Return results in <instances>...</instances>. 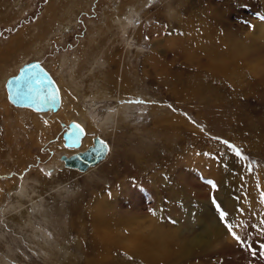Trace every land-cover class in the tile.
I'll return each mask as SVG.
<instances>
[{
  "label": "rangeland",
  "instance_id": "obj_1",
  "mask_svg": "<svg viewBox=\"0 0 264 264\" xmlns=\"http://www.w3.org/2000/svg\"><path fill=\"white\" fill-rule=\"evenodd\" d=\"M258 23L264 0H0V73L39 60L64 100L55 112L16 106L3 82L0 104L30 131L17 129L9 166L0 155V264H264V66L252 68L264 46L239 48ZM70 120L90 126V143L63 144ZM95 137L100 159L64 164ZM118 149L140 175L120 174ZM100 193L107 227L92 221ZM165 223L166 253L129 247Z\"/></svg>",
  "mask_w": 264,
  "mask_h": 264
},
{
  "label": "bare ground",
  "instance_id": "obj_2",
  "mask_svg": "<svg viewBox=\"0 0 264 264\" xmlns=\"http://www.w3.org/2000/svg\"><path fill=\"white\" fill-rule=\"evenodd\" d=\"M251 34H252V37L249 35V37H251V40H247V42H244V41H242L241 43H240V45H239V48H241V47H245L246 49H245V51L247 50V51H249V49H251V48H248V42L250 43V41H251V44H254V43H256L255 45H257V44H259V45H261V47L262 46H264V25L263 24H261V23H258L255 27H254V29L250 32ZM207 35V34H206ZM13 40H9V42H7L6 44H5V46L8 48L9 47V49H11L10 47L12 46V44L14 43V41H16V39L12 42ZM17 42V41H16ZM245 43H247V44H245ZM15 44V43H14ZM8 50V49H7ZM259 50H260V48H259ZM9 51V50H8ZM35 51H38L37 50V48L36 49H34V52ZM252 52L253 51H256V50H251ZM250 51V52H251ZM238 52V51H237ZM255 54V53H254ZM262 54V53H261ZM252 56V55H251ZM258 56V55H257ZM219 57H220V55H219ZM254 57V56H253ZM23 58H25V56L23 55L20 59H19V61H18V66L21 64V63H23V62H25V60L26 59H23ZM260 60V59H259ZM263 62V63H262ZM10 64L9 63H7L6 65H4V66H2L4 69H2V71H1V73H0V90H2V88H3V82L5 81V79H6V77L9 75V73L10 72H12L13 71V69H9V68H7L8 66H9ZM153 65H155V64H153ZM263 66H264V60H260L259 62H255L254 64H253V66H252V68L253 67H255V69H256V71L255 72H257V73H261L262 72V69H263ZM252 71V70H251ZM57 84V83H56ZM58 86V85H57ZM123 88H124V90H126L127 91V85H125L124 84V86H123ZM58 90H59V87H58ZM126 91H122L121 92V94H125V95H127L126 93ZM59 93H60V90H59ZM123 97V96H122ZM61 99V95H60V104H59V106L57 107V109L60 107V105H61V103L62 102H64V100H62ZM66 104H67V106H71L72 104H71V102L69 103L68 102V99L66 98ZM16 106H21V107H28V106H23V105H16ZM0 108H1V112H3L5 115H4V121H6V122H3L4 124H3V131H6V133H5V135H4V137H7V144H8V148L7 149H5L4 147H3V143H1L0 142V155H2V157L4 158V160L6 161V163L8 164V166H9V161L14 157V155L16 154V151H17V146L16 145H18L19 144V141H18V138H16V131H17V129L19 128V127H21L22 129L25 127V125H26V123H25V121L23 120V121H21L20 119H18V118H16L17 116H16V112H15V110H13V109H10V111H9V109L7 108V107H3L1 104H0ZM28 108H30V107H28ZM30 109H32V108H30ZM57 109H55V110H35V111H37V112H45V111H57ZM34 110V109H33ZM67 112H68V110H66L65 112H64V114H67ZM10 113H13V114H10ZM81 114H82V116L84 117V120H86V116H85V114H84V112H83V110H81ZM80 114V115H81ZM10 115H13V116H10ZM35 118H37L36 116L37 115H33ZM10 118H14L12 121L14 122V124H13V122H10ZM32 118V117H31ZM66 119L68 118V116H66L65 117ZM38 119V118H37ZM79 119V118H78ZM81 119H83V118H81ZM80 119V120H81ZM89 122V121H88ZM13 124V125H12ZM38 124H42L43 125V127L44 128H42V129H48L49 127L47 126V124L45 123V122H39ZM82 127H84L85 128V130H89V125H87L86 123H84V124H86V127L83 125V121H82V123H79ZM27 126V125H26ZM89 126V127H88ZM40 127H42V126H40ZM92 127V126H91ZM84 128H83V130H84ZM25 129H26V132L27 133H29V129H27L26 127H25ZM41 129V128H40ZM12 130H13V132H12ZM85 130H84V134H83V136L81 137V139L82 140H80L81 142H82V146L83 145H86V144H88V143H90V137L86 134L85 135ZM4 133V132H3ZM7 134V135H6ZM106 136H108V137H110L111 139H114L115 140V135L117 134L116 132H112V130H108V132H105L104 133ZM31 139V138H30ZM118 139H120V138H118ZM81 142H80V144H81ZM80 144L78 145V146H80ZM122 144L123 143H120V147H122L125 151H126V149L124 148V145L122 146ZM2 145V146H1ZM77 146V147H78ZM69 147H72V146H69ZM126 147V146H125ZM76 148V147H75ZM129 151V150H128ZM123 152V151H122ZM128 153V152H127ZM18 154V153H17ZM103 156V155H102ZM101 156V157H102ZM129 156H132V157H134V155H129ZM128 156V157H129ZM100 157V158H101ZM116 157H118V158H120V159H118V160H120L118 163H120V165H119V169H120V171H121V173L120 174H122V173H124L123 175H129L130 176V172L131 173H133L134 174V176H136V175H140V173H139V171H140V169H142L140 166H139V164H138V162L136 161V160H134L135 161V163L137 164V166H136V164L135 165H132V164H130V162H131V160H129L128 159V157H125L124 156V153H121V151H119V149H118V151H117V153H116ZM140 156H137L136 158L138 159ZM114 161V160H113ZM1 162V161H0ZM96 162V161H95ZM94 162V163H95ZM93 164V163H92ZM92 164H90V165H92ZM112 164H113V162H112ZM66 166H68V165H66ZM89 166V165H88ZM87 166V167H88ZM71 167V166H70ZM87 167H85V168H87ZM118 167V166H117ZM76 168V167H75ZM84 168V169H85ZM83 170V169H82ZM143 171V170H142ZM143 177H145V176H143ZM147 180V179H146ZM145 180V181H146ZM143 183H145V182H143ZM145 184H147V183H145ZM104 195V193L102 194V193H100L97 197H96V205H94L93 204V206H95V207H93L94 209H92V207H91V213H92V215H93V217H92V221L94 220V222H97V223H99V224H102V225H104V226H106L107 227V225L112 221V220H115L114 219V217L112 216V215H103V214H106V213H104V212H107L104 208H105V203L102 201V199H101V197ZM102 210V211H101ZM93 211H95V212H93ZM123 211H125V210H123ZM98 212H99V214H98ZM202 212V215L205 217V218H208V215H207V212L205 211V210H202L201 211ZM130 214H132V212H131V210H126V213L124 212V215H130ZM154 219V218H153ZM116 221V220H115ZM148 221H150V219H145L144 220V222H143V224H146ZM139 221H137V218L136 217H134V218H132V219H130V220H122V221H120L119 223H123L124 225V227H126V228H132V227H134V225L136 224V223H138ZM186 222H187V224H189V225H191V226H195L196 224H197V218L195 217V215H192V216H190V217H187V219H186ZM196 222V223H195ZM165 225L168 227V226H170V224L169 223H165ZM167 227H163V226H160V225H154V226H152V228H154L155 229V232H153L152 234H151V236L149 237V239H145V234L146 233H148L147 231H144V233H142L141 234V236H136V238L137 239H139V240H141L140 242L139 241H130V248H132V249H134V250H138V251H140L141 253H143V254H145V255H148V256H150V257H153V258H155V257H159V256H161L162 254H164V253H166V250H165V246H166V243H167V241H165L164 240V238H168V239H170V235H171V237L174 235V234H172L173 232L171 231V234H170V227H168V229L169 230H166V228ZM116 231V230H115ZM104 233L106 234V236H104L106 239H108V238H110L111 236H113V235H115L114 234V232L113 231H111L110 232V234H108V229L107 228H105L104 229ZM104 237H102V239L104 240ZM136 246V247H135Z\"/></svg>",
  "mask_w": 264,
  "mask_h": 264
},
{
  "label": "water",
  "instance_id": "obj_3",
  "mask_svg": "<svg viewBox=\"0 0 264 264\" xmlns=\"http://www.w3.org/2000/svg\"><path fill=\"white\" fill-rule=\"evenodd\" d=\"M31 65H38L37 68H31ZM33 73L37 74L35 77H33V82H32V88L34 92H39L41 96H45L48 93H50L53 89L56 90L57 92V100L55 103H44V102H33L28 99H20L15 96V81L14 78L17 76H24L25 79L28 77L32 76ZM47 78L48 80L51 81V84L42 86L39 84V80L41 78ZM10 82H12L10 84ZM41 87L45 88L44 92H40ZM4 88L6 91V97L7 99L14 105H23V106H28L34 110H55L60 104V93L58 90V86L51 76V74L43 67V65L39 62V60L36 59H31L26 62L21 63L15 73L9 75L6 77L4 81ZM78 124L82 129L83 127L75 120H70L67 123L66 128L62 131V137H63V144L67 146L72 145V134L76 131L74 128V125ZM84 134V130H83ZM82 134V136H83ZM81 136V137H82ZM81 140V138H80ZM78 142L77 146L80 144V141ZM98 137H95L93 139V143L90 144L87 148L79 151V152H73L69 156H62L63 162L65 165L71 166V167H76L77 169H84L88 165L94 163L100 157L104 154L103 152L99 151H93V148H99L98 144ZM73 146V147H77Z\"/></svg>",
  "mask_w": 264,
  "mask_h": 264
},
{
  "label": "snow or ice",
  "instance_id": "obj_4",
  "mask_svg": "<svg viewBox=\"0 0 264 264\" xmlns=\"http://www.w3.org/2000/svg\"><path fill=\"white\" fill-rule=\"evenodd\" d=\"M31 68H37L38 65H31ZM37 74L33 73L32 76L28 77L27 79H25L24 76H17L14 78L15 81V96L17 98L20 99H28L31 100L33 102H44V103H55L57 100V92L55 89H53L50 93H48L45 96H41L39 92H34L33 88H32V82H33V77H35ZM12 82H10L11 84ZM39 84L42 86H46L51 84V81L48 80L46 77L45 78H41L39 80ZM45 88L41 87L40 92H44ZM142 103V101H139ZM74 128L76 129V131L72 134V145L71 146H77L82 134H83V129L78 125H74ZM224 143H227L226 141ZM99 144V148H93V151H99V152H103L107 150V144L103 141L100 140L98 141ZM229 147L234 148L235 146L229 145ZM236 154L239 156L240 152L239 150L236 151ZM207 155V154H206ZM212 183V182H209ZM213 188H215V185H212ZM262 202H264V200H262ZM213 203L215 204V201H213ZM217 211L219 213V217L220 220L223 222L225 220V217L227 215L226 212L222 211L219 208V205H217ZM226 227L228 228L229 233L232 235V237L237 240L240 241V236H238L236 234L235 231H233V227L234 225L231 224H226ZM261 247H264V245H262Z\"/></svg>",
  "mask_w": 264,
  "mask_h": 264
}]
</instances>
